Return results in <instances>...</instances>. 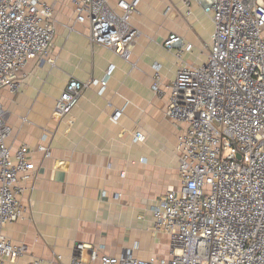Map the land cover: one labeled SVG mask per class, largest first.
Here are the masks:
<instances>
[{
	"label": "built area",
	"instance_id": "built-area-1",
	"mask_svg": "<svg viewBox=\"0 0 264 264\" xmlns=\"http://www.w3.org/2000/svg\"><path fill=\"white\" fill-rule=\"evenodd\" d=\"M73 2L76 21L89 27L90 41L130 60L140 36L133 18L141 13L142 0ZM181 3L187 18L194 15V4L201 6L214 29L203 63L182 62L168 83L161 63L153 64L152 90L168 94L166 116L180 130L177 186L151 210L153 231L167 236L166 255L144 259L133 248L118 256L99 255L91 245L77 242L67 264H264V0ZM175 7L170 4L167 11ZM55 33L53 2L0 0V91H20L28 61L49 53ZM164 46L179 59L186 49L184 37L175 32ZM114 68L111 64L103 80L71 76L54 115L63 119L70 114L91 85H100L103 93ZM122 112L116 109L113 120ZM11 131L0 103V264L16 263L29 252L4 228L24 217L20 195L27 186L22 182L36 178L30 147L12 150ZM145 138L141 131L134 134L135 142ZM38 150L50 155L45 144ZM41 261L34 257L28 264Z\"/></svg>",
	"mask_w": 264,
	"mask_h": 264
},
{
	"label": "crops",
	"instance_id": "crops-1",
	"mask_svg": "<svg viewBox=\"0 0 264 264\" xmlns=\"http://www.w3.org/2000/svg\"><path fill=\"white\" fill-rule=\"evenodd\" d=\"M48 1L55 6L56 30L49 53L28 61L18 93L0 91L12 129L8 145L15 150L27 144L36 165V178L22 182L27 186L20 195L24 217L4 228L12 241L27 244L29 252L6 264H28L34 257L41 264H67L77 242L91 245L99 255L118 256L133 248L140 258L163 257L168 239L153 231L151 210L177 186L180 130L166 116L168 94L152 90L153 64L161 63L166 83L182 62L201 64L200 26L209 34L203 48L207 56L213 22L197 4L194 15L185 17L180 3L182 20L170 26L185 39L179 59L164 46L167 31L141 28L136 15L133 23L140 36L126 60L90 41L89 27L76 21L73 0ZM203 18L210 24L206 28ZM111 64L115 68L103 93L100 85H91L70 114L63 119L54 115L71 76L103 80ZM116 109L123 111L118 121L113 120ZM137 131L146 135L144 141L135 142ZM40 144L49 147L48 157L38 150Z\"/></svg>",
	"mask_w": 264,
	"mask_h": 264
},
{
	"label": "rangeland",
	"instance_id": "rangeland-1",
	"mask_svg": "<svg viewBox=\"0 0 264 264\" xmlns=\"http://www.w3.org/2000/svg\"><path fill=\"white\" fill-rule=\"evenodd\" d=\"M182 0H142L141 3V13L136 17L135 22L141 27V28H147L150 27L152 30H160L161 32L167 31V34L171 33V24L176 23L177 21H181V15H182V8L181 3ZM170 4H174L176 7L170 11H167V7ZM207 18V17H206ZM203 18V24L206 27H208L210 24L208 22V19ZM201 28V34L203 35L200 39L201 46L198 48L197 52L200 60H203L202 63L207 59V56L205 54L206 49H203L205 44L207 45L209 43V34H206L208 32H203L202 27ZM204 50V53H203ZM206 56V59L204 60V57Z\"/></svg>",
	"mask_w": 264,
	"mask_h": 264
}]
</instances>
